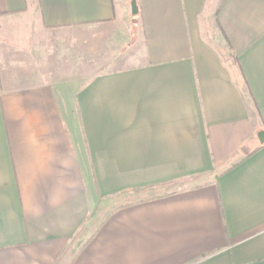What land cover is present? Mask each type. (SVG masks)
I'll return each instance as SVG.
<instances>
[{
    "label": "crops",
    "instance_id": "1",
    "mask_svg": "<svg viewBox=\"0 0 264 264\" xmlns=\"http://www.w3.org/2000/svg\"><path fill=\"white\" fill-rule=\"evenodd\" d=\"M136 1L119 67L127 0H0V264H264V0Z\"/></svg>",
    "mask_w": 264,
    "mask_h": 264
},
{
    "label": "rangeland",
    "instance_id": "2",
    "mask_svg": "<svg viewBox=\"0 0 264 264\" xmlns=\"http://www.w3.org/2000/svg\"><path fill=\"white\" fill-rule=\"evenodd\" d=\"M128 3V13H125L123 15V17L120 15V13L118 15H120V17H122V22L124 25L122 26H129L131 28H133V34H129V46H125L124 48H122L120 51L117 52V65L119 67H125L127 65H132L135 64L137 59H136V51H140L143 43L142 40H140V35H136V29L135 28L137 22L135 19H137V15L132 14V6L131 0H127ZM118 7H121L120 5L117 4ZM120 11V8H119ZM121 12V11H120ZM125 19V20H124ZM134 26V27H133ZM139 33V32H138ZM115 63H112V65H110L109 67L112 68V66H114Z\"/></svg>",
    "mask_w": 264,
    "mask_h": 264
},
{
    "label": "water",
    "instance_id": "3",
    "mask_svg": "<svg viewBox=\"0 0 264 264\" xmlns=\"http://www.w3.org/2000/svg\"><path fill=\"white\" fill-rule=\"evenodd\" d=\"M132 3H131V6H132V14L134 15H138V12H139V6L137 4V1L136 0H131ZM261 141V143H264V131L260 132L259 133V137H258Z\"/></svg>",
    "mask_w": 264,
    "mask_h": 264
},
{
    "label": "trees",
    "instance_id": "4",
    "mask_svg": "<svg viewBox=\"0 0 264 264\" xmlns=\"http://www.w3.org/2000/svg\"><path fill=\"white\" fill-rule=\"evenodd\" d=\"M137 4H138V1H137ZM252 99H253V97H252V95H251V100H252ZM206 256H208V255L202 256L201 258H199V259H195V260L190 261V262H188V263H186V264H193V263H195V262H197V261H199V260H201V259L206 258Z\"/></svg>",
    "mask_w": 264,
    "mask_h": 264
}]
</instances>
